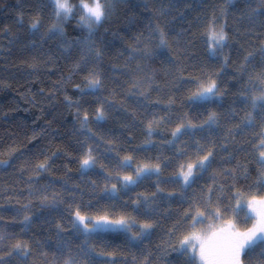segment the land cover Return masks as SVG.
I'll return each mask as SVG.
<instances>
[{"label": "snow or ice", "instance_id": "snow-or-ice-1", "mask_svg": "<svg viewBox=\"0 0 264 264\" xmlns=\"http://www.w3.org/2000/svg\"><path fill=\"white\" fill-rule=\"evenodd\" d=\"M120 4L130 6V0H38L27 26L21 15L16 32L8 27L3 29L7 46H0V51L10 53L12 47L18 46L22 52L38 53L32 55L28 63L33 72H38L41 67L51 71L49 66H57L60 59L71 62L68 75H62L54 89L58 91L73 74L83 73V87L80 83L73 87L82 96L92 94L95 97L94 120L104 122L113 105L107 97L98 95L105 87L100 69L107 47L98 33L106 22L112 21ZM143 7L148 10L149 6L144 4ZM185 7L191 8V5L185 4ZM174 9V4L161 3L153 10L146 25L147 35L140 33L136 37L135 45L129 46L131 51L127 59L132 61L139 57L146 62L163 55L164 50L172 52L168 61L171 69L165 71V76H172L175 83L193 84L194 90H190L187 101L196 105L223 100L229 89L222 88L220 80L225 70L234 65L230 79L236 80L240 87L234 93L233 104L239 101L244 106L239 122L227 127L223 136L215 137L213 126L221 125L220 112L208 111L199 123L184 113L172 128L171 139L163 142L173 149L171 156L148 157L133 167L135 157L131 153L142 149L143 145L122 157L117 151L113 167L104 162L99 164L104 180L102 187L94 179L85 180L83 186H65L61 192L49 195L46 186L34 187L29 181L28 197L37 199L40 209L49 213L43 222L54 229V246L51 238L37 239L34 249L29 240L12 242L0 231V264H12L13 260L17 264H100L103 258H107L106 264H115L113 258L117 250L109 251V243L105 240L110 234L125 237L131 255V260H126L125 264H264V0H244L238 15L233 12L236 9L234 0H218L211 6L210 14L203 17L199 37L207 59L218 61V67L204 65L198 75L189 73L187 79L183 78L189 66L185 61L195 59L191 51L195 47L194 39L189 38L193 34L184 29L173 37L170 21L161 22L160 19L170 16ZM230 16L236 25L235 35L226 30ZM239 37L248 38V48L239 61H234L225 49ZM257 56L260 58L259 70L254 64ZM129 74L128 91L133 95L147 100L152 90H160L161 86L156 84V70L147 63H136L134 69H129ZM40 91L43 93L44 90ZM112 95H115L114 90ZM64 100L69 108L75 107L74 118L80 128L87 129L85 140L78 141L83 149L79 171L84 177L95 171L99 157L94 155L93 145L97 138L103 140L104 137H97L89 127V113L85 109L81 114L79 100L72 101L68 96ZM174 103L175 99L169 97V106ZM230 114L232 118L238 115L235 108L230 109ZM132 118L135 121V113ZM145 118L149 137L154 134V125L167 122L163 117L158 119L154 113L151 118L145 114ZM140 123L144 124L145 119ZM133 126L134 123L122 125L125 129ZM257 128L259 130L255 131ZM206 130L208 136L196 137V133ZM248 131L252 135L245 139ZM185 136L188 139L182 140ZM131 140L129 133L128 142ZM107 143L111 145L112 142ZM112 150L109 147L108 151ZM51 159L45 156L32 170L36 174L48 171ZM173 160L178 163L165 181L172 190L165 193L159 177ZM151 176L157 177L155 190L137 193L135 199L129 198L132 212H128L129 202L121 203V196ZM86 195L98 196L108 203L89 213L85 209L94 208V203L91 198L85 200ZM177 197L179 205L172 210L171 201ZM160 200L169 202L163 213L156 207ZM31 207L29 199L23 206L26 214L21 221L22 233L32 228L34 217L27 214ZM53 214L59 217L54 223ZM156 229L163 232L161 243L155 249L140 247L150 241ZM49 248L50 251L46 250ZM131 249H139V254Z\"/></svg>", "mask_w": 264, "mask_h": 264}, {"label": "trees", "instance_id": "trees-1", "mask_svg": "<svg viewBox=\"0 0 264 264\" xmlns=\"http://www.w3.org/2000/svg\"><path fill=\"white\" fill-rule=\"evenodd\" d=\"M217 2L218 0H130V6H125V4L118 6L112 21L106 22L98 33L107 45L100 69L104 76L105 87L98 95L107 97L113 105L108 110L109 118L101 123H96L94 120L97 107L95 97L92 94L82 96L73 87L77 83L83 87V73L73 74L72 79L68 80L58 91L54 89V84L60 80L61 76L68 75L72 66L71 62L60 59L57 66H49L51 71L46 67H41L38 72H33L28 67V63L31 62L32 55H38V53L22 52L18 46L12 47L10 53L0 51V161H9L7 164L0 163V231L10 237L12 242L15 239L29 240L35 249V240L43 241L51 238L54 246V229L43 222L49 217V213L47 210L40 209L37 199L28 197L29 181L34 187L46 186L49 195L61 192L65 186L68 188L76 184L83 186L85 180L94 179L102 187L104 180L99 164L104 162L109 167H113L117 151L122 157L129 154V150L143 145L142 149L131 153L135 157L133 167L148 157L155 159L157 156L161 158L171 156L173 149L163 142L171 139V130L176 123H179V118L184 113H188L190 118L199 123L206 118L208 111L220 112L221 125L213 126L212 135L215 137L223 136L227 127L239 122V118L244 114L242 110L244 106L239 101L233 104V100L236 99L234 93L240 87L236 80L230 79L234 65L225 70V75L220 80L221 87L229 89L223 100H218L217 103L196 105L187 101L190 90H194L193 84L175 83L172 82V76H165V71L171 69L168 61L173 55L172 52L164 50L163 55H157L146 62L140 60L139 57L132 61L127 59L131 51L129 46L135 45L136 37L140 33L147 35L146 25L152 17L153 10L161 3L165 5L171 3L175 5V9L170 16L160 18L161 22L170 21L169 28L173 37L176 32L189 30L193 34L189 38L194 39L195 43V47L191 49L195 59L185 61L189 66L183 78L187 79L189 73L198 75L200 68L204 65L218 67V61L213 62L207 59L205 46L199 37L203 17L210 14L211 6ZM234 2L236 9L233 12L238 15V10L244 6V0H234ZM37 4L38 0H0V46H7L3 29L8 27L16 32L17 21L21 15L27 26L30 17L35 13ZM144 4H148V10H145ZM185 4H190L191 8H186ZM198 16L201 17L200 20L197 19ZM172 17L175 19L173 20ZM228 24L229 27L226 30L235 35L236 25L232 16L229 17ZM241 31H243L242 27ZM69 32L71 33V25ZM246 48H248V38L239 37L233 40L232 46L226 48L225 52L231 56L232 60L239 61ZM259 61L260 58L257 56L254 61L257 70H259ZM138 62L147 63L156 70V84L161 86L158 91L152 90L147 100L128 91L130 87L128 82L131 79L129 69H134ZM156 84L152 86L153 89L156 88ZM41 89L44 90L43 93ZM113 90L115 95H112ZM65 96L70 97L72 101H80L81 114L85 109L89 113V127L97 133V137H104L103 140L97 138L93 145L94 155L99 157L97 167L95 171L84 177L79 171V157L83 149L80 148L78 141L85 140L87 129L80 128L74 118L75 107L67 106ZM169 97L175 99V103L171 106L168 104ZM231 108L237 110L238 115L235 118H232L230 114ZM132 113H135V121H133ZM153 113L158 119L163 117L167 122L154 125V134L149 137L146 135L145 114L147 118H151ZM141 119H145L144 124L140 123ZM133 123L134 126L130 129L122 127L124 124L132 125ZM258 130V128L255 129V131ZM129 133L132 136L131 143L128 142ZM208 135L207 130L203 133H196L197 138ZM251 135L252 132L248 131L244 138H250ZM181 139L186 140L188 137H181ZM107 141H111V145ZM145 141H150V143L146 144ZM109 147L113 150L108 151ZM54 152L56 155L52 156ZM45 156L52 157L51 167L46 172L36 174L32 169ZM177 163L178 161L173 160L172 164L160 174L159 179L162 181L161 186L165 189V193L172 190V186L165 181L172 174ZM156 181L157 177L151 176L143 180L127 195L121 196V203L125 200L129 202L128 212H132L129 198L135 199L136 194L140 192L154 191ZM90 198L93 199L94 208L85 209L89 213L94 212L96 207L108 203L106 199H100L98 196H85V200ZM29 199H31L32 207L27 214L32 215L34 219L31 230L22 233L21 221L26 214L23 206L29 202ZM178 205L177 197L171 201V209L176 210ZM156 207L160 213H163L164 209L169 207V202L160 200ZM53 217V223L55 219H59L55 214ZM162 239L163 232L161 229H156L150 241H145V244L140 247L155 249ZM105 240L109 243V251L117 250V255L113 258L115 264H125L126 260H131L125 237L122 234H110L105 237ZM131 252L138 255L139 249H131ZM106 261L107 258H103L100 264H106ZM12 264H17V262L13 260Z\"/></svg>", "mask_w": 264, "mask_h": 264}, {"label": "bare ground", "instance_id": "bare-ground-1", "mask_svg": "<svg viewBox=\"0 0 264 264\" xmlns=\"http://www.w3.org/2000/svg\"><path fill=\"white\" fill-rule=\"evenodd\" d=\"M213 1V0H212ZM191 19V18H190Z\"/></svg>", "mask_w": 264, "mask_h": 264}]
</instances>
